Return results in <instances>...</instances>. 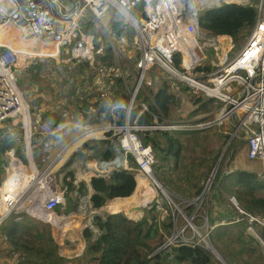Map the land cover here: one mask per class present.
<instances>
[{"label":"built area","instance_id":"built-area-1","mask_svg":"<svg viewBox=\"0 0 264 264\" xmlns=\"http://www.w3.org/2000/svg\"><path fill=\"white\" fill-rule=\"evenodd\" d=\"M193 2L194 0H0V25L11 23L23 38L53 42L59 48L54 54H27L26 59L30 60L19 65L18 52L11 46L0 43V138L8 134L13 136V147L4 152L7 160L0 162V168L3 169L0 177V251L6 242L2 226L9 219L21 220L23 215H27L51 223L42 214L53 215L58 207L64 208L67 193L65 180L72 182L74 188L71 193L79 203L88 204L89 207L92 194L89 183L85 182L87 194H81L78 189L83 174L89 178L108 177L113 170L124 169L134 173L135 181L140 176L150 183L155 182L153 165L156 158L152 147L140 138L138 132L142 130L201 129L217 125L229 134L230 141L240 136L244 138L247 157L260 163L257 175L264 180V0L233 2L253 4L257 11L256 22L241 45L229 35L204 36L198 29L197 13L201 9L212 7L192 9ZM111 11L120 22L123 34L130 30L135 34L128 46L135 47L138 55L132 59V67L125 61V74L115 70L113 66L105 67L97 60L99 50L84 28V21L88 17L98 24V20ZM113 47L117 65L120 66L117 56L120 47L114 43ZM201 47L212 52L216 59V63L213 62L215 70L212 67L210 72L196 71L206 59ZM35 48L36 46L32 49ZM84 62L89 65V69L80 70L81 73L76 77V65ZM54 63L69 64V74L74 76L70 81L73 83L66 86L68 92L61 99L71 98L70 94L74 91L79 94L83 87L90 84L97 95L89 101L109 108L111 122L107 125L88 124L82 117L79 122L74 123L81 137H93L88 135L92 132L105 138L103 134L108 130L118 132L114 158L95 161L92 167L83 173L79 172V176L73 179L60 176L59 181H63V184L59 186L55 177L57 170L52 169L53 163L58 162L59 154L52 159L50 154L54 139L62 133V126L46 123L47 121H34L29 113L31 107L23 99L22 91L17 85V77L24 69L29 68L31 74H36L39 70L47 71V66H54ZM154 69L157 72L153 73ZM145 74L146 77L150 74L154 76L157 85L163 81L169 82L171 91L176 96L180 95L185 85L196 97L211 102L213 110L209 114H213V118L191 125H181L180 123H185L183 120L179 124H171L166 120L158 123L156 119L152 125H141L140 115L149 110L145 102L137 100L138 95H148L147 90H143ZM130 76L135 77L136 81L133 89L127 92L128 101L118 103L109 80L117 78L126 83ZM62 94L64 90L61 88L55 91L56 97ZM149 99L155 105L150 96ZM133 106H137L138 110L130 118ZM119 108L125 110L122 125L116 124ZM90 111L95 114L98 112L94 107H90ZM227 127L229 129H225ZM35 136L41 137V140L38 141ZM16 147L19 154L15 152ZM34 157L43 165L36 164ZM130 157L133 161H130ZM152 185L156 189L155 184ZM229 200L234 205L238 218L245 221L247 232L264 249V239L258 233V228H264V216L245 212L237 206L232 196H229ZM145 207L152 208L159 218L169 214L161 196H157ZM194 213L195 210L191 213V220ZM206 221L204 235L194 224L191 237L184 236L185 225L179 229L174 228L164 247L177 241L198 244L195 240L197 235L207 247L213 249L207 241L211 227ZM4 260L17 264L18 254L11 251L8 259L0 254V263Z\"/></svg>","mask_w":264,"mask_h":264},{"label":"trees","instance_id":"trees-1","mask_svg":"<svg viewBox=\"0 0 264 264\" xmlns=\"http://www.w3.org/2000/svg\"><path fill=\"white\" fill-rule=\"evenodd\" d=\"M256 12L253 4L237 3L201 9L197 13L198 29L204 36L229 35L230 38H234L236 43L242 44L256 22ZM115 32L118 35L121 34L119 28ZM111 52V47L107 46L104 54L100 56V60L105 66L112 62ZM177 62L178 59H176ZM76 68L78 69L75 74L77 77L81 73L80 70L86 71L89 69V65L84 62L79 66L76 65ZM211 69V64L207 63L198 66L196 71L210 72ZM109 81H111L115 92L116 101L127 103L128 94L123 87L122 80L111 78ZM147 93L155 105L148 95L137 96V100L145 102L149 108L148 112H143L139 117L141 125H152L155 119L158 123H163L166 120L171 124H179L182 121L178 120L176 116L174 117L181 97L172 93L169 82L163 81L153 89H147ZM70 95L68 104L70 102V105L76 109L80 117L85 118L88 124L101 123L105 119L111 120L109 108H104L101 103L89 101L97 95L90 84L83 87L79 94L74 91ZM83 95L85 98L82 99ZM191 97L189 101L194 108L189 115L192 114V117L202 113L209 114L213 110L211 102L205 101L201 97ZM63 107L59 113L61 110L63 112ZM90 107L91 109L94 107L98 111L97 114L92 113ZM65 109L67 112L68 106ZM137 110L138 107L133 106L130 118L135 115ZM116 117V124L122 125L125 110L119 108ZM209 118L212 119L213 114H209L203 119ZM59 121L60 118L52 122L56 125ZM210 132H212V136ZM105 133L109 139L102 138L83 142L82 148L88 150L91 154L90 158L108 161L115 157L116 137L111 140V131ZM138 134L145 144L152 147L156 158L153 168L154 176L166 190L174 191L169 184L173 179L180 181L183 185H189L194 180L197 183L202 182V185L197 186L193 196L188 197L190 199L201 193L204 182L212 172L223 145L229 138V134L217 126L195 130H142ZM212 140L214 143L217 142L216 153L211 146ZM12 147L9 135L0 138V162L7 160L4 152ZM233 149L231 140L214 172L209 190L213 186H217L234 197L238 206L245 212L264 216V180L260 179L255 172L247 170L222 173L224 167L232 160ZM130 161H133L131 157ZM171 172H173V177ZM64 176V179L67 176L73 179L72 172H68ZM89 183L92 188L90 196L92 207L100 208L106 202H111L113 210L107 212L104 217L101 215L92 217L91 222L97 230L96 233L89 226L83 228L85 242L79 256L66 258L60 255L59 245L52 235L50 225L27 215H23L21 220L9 219L3 224L2 232L6 235V242L0 251L1 256L8 259L11 251L15 252L18 254L17 264H73L75 262L76 264H221L213 259L212 253L201 244H186L177 241L164 247L176 225L175 215L172 214L169 207V214L164 218H159L151 208L144 209L140 219H132L139 217L141 213L138 207L130 212L124 210V204L135 202L136 194L140 189V181L137 182L136 179L135 183L132 171L113 170L108 177L92 176ZM64 184L67 190L66 194L73 190L72 182L65 180ZM78 186L81 194L88 193L85 181H80ZM202 209L207 214V225L212 228L209 233L210 242L227 264H264L261 244L247 232L244 220L237 216L236 219L231 220L234 224H217L209 217L207 200L202 204ZM190 210V207L187 208L185 213ZM194 214L193 223L198 225L199 209ZM258 233L264 239V228H258ZM0 264L10 263L8 260H4Z\"/></svg>","mask_w":264,"mask_h":264},{"label":"rangeland","instance_id":"rangeland-1","mask_svg":"<svg viewBox=\"0 0 264 264\" xmlns=\"http://www.w3.org/2000/svg\"><path fill=\"white\" fill-rule=\"evenodd\" d=\"M222 4H225L223 2L217 1V3H213L211 5H207V4H201V5H196V8L198 7H214V6H220ZM6 6V5H5ZM113 12L111 11V14ZM93 19L91 17H88L85 21H84V28H85V32L86 34H88L93 40L94 42H98L97 40H104V49L109 46L107 45V43L105 42V40H123V38L121 37H113L111 35V31L107 30L105 28L106 23H103L104 21L102 19L98 20V24L96 23L97 21H92ZM0 26H7L6 31H17L18 33H20L18 31V29L11 23H4L1 24ZM130 28V27H128ZM121 33L124 32V30L122 28H120ZM130 30V29H129ZM17 33L16 37H12V40L24 45H29V44H41L43 43V41L41 39H38L41 43H37L34 40H21L19 37V34ZM134 32L132 30L125 32L123 34L124 38H126L128 40V42H131V40L134 39ZM99 38V39H98ZM96 40V41H95ZM125 40V39H124ZM111 42V41H110ZM48 43V42H47ZM51 43V44H50ZM103 43V42H102ZM4 44V43H3ZM44 44V43H43ZM115 44V42H114ZM8 45V44H7ZM48 46H52L55 45L53 42H49V44H46ZM119 45L118 43H116V46ZM238 45H241L238 43ZM10 46V45H9ZM115 47H112V50L114 51ZM202 51L204 52V54L206 55V59L203 61V64H211V66L213 67V70L216 69V66L213 64L216 63V59L215 57L212 55V52L207 50L204 47H201ZM35 50H37V46L35 48ZM124 49H118L117 50V56H118V61L121 63L120 66L117 65V62L114 60V63L111 65H106L97 57V60L100 61V63L102 65H104L105 67H110L113 66L115 70L122 72L123 74H125L124 69H126V65H125V61L128 64V66L132 67L133 64V58L138 55V52L136 50L135 47L130 48V46L127 47V51H123ZM16 51L19 54V65H24L27 61H29L30 59H26V55H25V51L22 49H16ZM24 53V54H23ZM47 54V53H46ZM65 64V63H64ZM58 65L57 63H54V66H47V71L44 70H39V72H37L36 74H31L30 72H28V75L23 74V73H19L18 77H17V85L20 89V91H22L23 94V99L25 100V102L31 107L32 104L34 103V101L38 100L39 96L46 93V96H44V98L40 101L39 106L42 108V110H46V108L48 109V107H50L53 104H57L60 103L62 104V106H64L62 109H65L66 106H70V102L68 104L69 101V97L65 100L61 99L63 95H65L68 91H67V85L73 83L70 82L68 80V67L69 64H66L64 66H59L57 67V69L55 68V66ZM31 68V67H30ZM157 72V70H153V73ZM200 73V72H198ZM135 77L130 76L126 79V83H124L122 81L123 87L125 88V90L128 92L129 90L133 89L134 85H135ZM157 86V81L154 79V76L152 77V75H148L146 77V74L144 76V80H143V90H147V89H153L154 87ZM66 87V88H64ZM61 88L64 90V94L56 97L57 95H55V91ZM184 90H181L180 93V97H181V102L179 107L176 109L175 111V115L176 118H178V120H183V122L185 123H180L181 125L187 124V125H191V124H195L196 122H198L197 119L199 116L192 117L193 115H189L190 112L193 110V106L191 105L189 99H191V96H194L191 93L190 89H187V87L184 85L183 86ZM48 93V94H47ZM38 106V105H37ZM38 106V107H39ZM57 106V105H55ZM54 107V106H53ZM60 107V108H61ZM90 115V114H89ZM85 119V118H84ZM187 119V121L185 120ZM211 119V118H209ZM208 120V119H207ZM108 122H111L108 119H105L104 121L101 122V126L107 125ZM51 123V122H50ZM100 126V127H101ZM217 126V125H214ZM219 127V126H217ZM221 130V127H219ZM186 130H195V129H189V128H184ZM225 129H229L228 127ZM109 132L111 131V140H114V137H117L118 132L116 130H108ZM79 132V131H78ZM107 132V131H106ZM11 133V132H10ZM228 134V133H226ZM10 136V138L12 136V134H8ZM210 135L212 136V132H210ZM101 135H96L93 137H84L82 138H78L77 140H71V142H69V140H65L62 141L63 138H59L58 142L55 144L56 148L54 150H58V149H63V151L61 153H63L59 166L57 167V171L55 172V177H56V183L57 185H62L63 181L60 182L59 181V177H63V175H67L68 172H72L73 177L75 176H79V172L83 173L84 171H86L85 169H87V165L88 162L93 163V161H99L98 159H93L90 158L91 154L88 152V150H85L84 148H82V144L83 142L87 141V140H98V139H102L100 138ZM103 136L105 138L106 137V133L103 134ZM35 138L40 141V138L35 136ZM109 139V138H108ZM229 139V138H228ZM80 143L77 145V143ZM227 142V141H226ZM230 143V142H229ZM232 143H233V151L234 154L232 156L231 159H233L237 149L242 148V147H246L245 146V140L242 136L238 137V138H233L232 139ZM211 146H213L215 143L213 142V140L211 141ZM67 145V146H66ZM226 143L223 145V148L225 147ZM222 148V150H223ZM17 149V147H16ZM18 150V149H17ZM221 150V151H222ZM226 150V148H225ZM224 150V152H225ZM220 155V154H219ZM34 162L36 164L40 163V166L43 165L42 162L39 161L38 158L34 157ZM231 161H229L230 163ZM67 164V165H66ZM156 164V163H155ZM154 164V165H155ZM68 165H70L68 167ZM153 165V168H154ZM3 175V169L0 168V177H2ZM86 174H83V178L80 179V181H83V179L85 178ZM88 176V175H87ZM171 176L173 177V172H171ZM208 178H210L208 180ZM208 184L205 188V196L202 200V204L206 201L207 197L209 196V187H211V184L213 182V173L211 174V177H209L208 175ZM63 179V178H62ZM207 180L204 182V186L207 182ZM136 183V181H135ZM155 184L156 189L153 187L152 184ZM151 183L149 182V185L151 186L149 189L147 190H140V193L143 195L145 194H149L152 195L154 194L155 190L157 191V196H161L163 198V201L166 202L167 207H169V209L174 212L175 215V222L176 225L174 226V228H181L185 225L186 231L184 233L185 237H191L193 235V220L190 219L191 213L195 210V206H196V202L195 199H183L180 196H178V194L170 192L168 190H166L161 183L158 184L156 181L153 182L151 181ZM157 184V185H156ZM203 186V188H204ZM136 187V186H135ZM138 194V193H137ZM136 194V197H137ZM85 195V194H84ZM112 199V198H111ZM65 200V206L64 208H60L58 207L57 210H55V214L56 215H61L63 217H67L70 214L76 215L77 219L76 221L78 222V227L75 229V227L71 228V236H73L72 238L70 237V235H66L62 236L59 234L57 227H51L52 230V235L54 236L55 240H57L59 242V249L61 250V253L66 256V258L68 257H72L74 254H77L79 252H81V246L83 245L84 238H83V228H85L86 226H89L92 228V230L94 231V233L97 232V230L94 228L93 224H92V217L94 215H101L100 212L98 211V208H93L92 205L91 207H89V205H83L81 203H79V201L77 200V198L71 193L68 192V194L65 195L64 197ZM193 201V203H192ZM202 204L199 207V211H200V215L198 217V221L199 224L196 226H199L198 228H196L202 235L205 234V230H204V220L203 218L207 216L206 212L204 211V209H202ZM191 205V206H189ZM100 206V205H99ZM191 208V210L188 213H185V210L187 208ZM204 207V205H203ZM139 210H141L140 216H142L143 214V210L146 209V207H138ZM168 209V210H169ZM113 210V209H112ZM206 210V208H205ZM196 212V211H195ZM154 213V212H153ZM195 215V214H194ZM139 217L137 218H132L134 220H138L140 219ZM128 218V217H126ZM43 223H48L49 225L51 224L49 221H41ZM91 225V226H90ZM195 225V224H194ZM174 232V230H173ZM71 238V239H69ZM195 240L197 241L198 244H201L203 247H205L206 249H208L209 251H212L214 248V245H212V243L209 241V239L207 238V241L212 245L213 249L207 247V245L205 244V242L203 240H201L199 238V236L195 235ZM261 244V243H260ZM230 248V247H229ZM261 250L264 256V249L263 246L261 244ZM229 250V249H228ZM212 253V252H211ZM213 259H215L216 261H218L219 263H221L216 256H214V254H212ZM264 258V257H263ZM71 264V263H69ZM73 264H76L73 263ZM222 264V263H221Z\"/></svg>","mask_w":264,"mask_h":264},{"label":"crops","instance_id":"crops-1","mask_svg":"<svg viewBox=\"0 0 264 264\" xmlns=\"http://www.w3.org/2000/svg\"><path fill=\"white\" fill-rule=\"evenodd\" d=\"M101 19L104 21L103 23H106L105 28L107 30H110L112 35H114L113 37L117 36V37L123 38V40H105L107 45H109L111 47V50H112L113 43L115 42V44L116 43L119 44L118 46L121 49H124L126 51V48H127L128 44L130 42H128V40L126 38H124L123 33L118 35L115 32L116 29H118V28L120 29V22L115 18L114 12L112 14H111V12H107L104 16H102ZM6 30H8V29L5 28V26H0V32H4V33L10 34V35L14 34L12 37H16L17 36V33H14V31L12 32L10 30L9 31H6ZM97 41L98 42H95V45H96L97 50H99V52H97L96 55H97V58L100 59V56L104 54V50H105L104 49V45H105V43H104V40L103 41L102 40H97ZM43 43L44 44H42V43L41 44L42 45L49 44V42L48 43L47 42H43ZM57 51H59L58 47H57ZM113 57H114V60L117 61V57L115 55V49H114V51L112 50V52H111V60H112L111 64L114 63ZM64 65H66V64L59 63L58 65L55 66V68L57 69V67H59V66L61 67V66H64ZM29 71H30V69L26 68V69H24V71L22 73L28 75ZM71 78H72V76L70 74H68V80H73ZM44 96H46V93L40 95L38 100L34 101V103L32 104L30 109L32 110V112H34V114L31 115V117L36 122L37 121L38 122L39 121H43V122L47 121L46 123H49V124H51V123L54 124V122H52V121L60 118V121H59L58 125L62 126V130H61L62 133L59 135V137H56L54 139L53 144H52L51 154H50L51 155L50 159L55 158L56 155L59 154L58 162L56 163V161H55L53 163V167H52V169H57V167L59 166L61 157L63 155V153H61L63 151V149L54 150L56 148L55 144L58 142L59 138H63L62 141H65L67 139V140H69V142H71V140H77L78 138H82L81 135H80V132H78L77 127L74 126V123L79 122L81 119H80V116L77 113L76 109L73 106H71V105L68 106V111L67 112H66V109H63V112L61 110L60 113H59V110L61 109L60 107L62 105L60 103H57V104L55 103V104L51 105L50 107H48V109L46 108L45 111L42 110V108H36V107L39 106V103L44 98ZM55 105H57V106H55ZM191 105L193 106L192 103H191ZM207 115H208V113L199 114V115H197L199 117L197 119H195V120H197L198 122H205V120L203 118H205ZM197 116H195V118ZM185 120L187 121V119H185ZM209 127H211V126H209ZM209 127H204V128H201V129H205V128H209ZM39 138L41 140V137H39ZM78 144H80V143L78 142L77 145ZM245 146H246V143H245ZM214 149H215L214 152L216 153V149H217V142L216 141H215ZM15 152H16V154H19V151L17 149L15 150ZM217 160H218V158H217ZM217 160H216V162H217ZM230 161L231 162L224 167L222 173L227 174V173H229L231 171H234V170L235 171L236 170H247V171H250V172H255L257 174L260 171V163L257 162L256 160H250L247 157V146L245 148L244 147H242L240 149L238 148L236 153H235V155H234V157H233V159L230 160ZM93 162L95 163V160ZM215 165H216V163H215ZM69 166L70 165H68V167ZM92 166H93V163L88 162V167H86V168L88 169L89 167H92ZM217 167L215 168V166H214L213 169H212V172L210 174L213 173V176H214V172L213 171H214V168L217 169ZM87 169H85V170L87 171ZM83 180H85V182L88 184L89 181H90V178L87 175H85V178ZM174 180L175 179L171 180V182L169 183L171 188L174 190L172 192L178 194V196H180L183 199H190L188 197L189 196H193L194 191L196 190L197 186L198 185H202L201 181L199 183H197L196 180L190 182L189 185L188 184L183 185V184H181L180 181H178V180L174 181ZM88 185L90 186V183ZM207 189H209V188H207ZM91 190H92V188H91ZM202 190H203V188H202ZM205 195L206 194H205V190H204V191H201V193L198 196L191 197L192 199H196V198L199 197L197 199L198 201L196 202L195 211H197L199 209V207H200L197 203L200 202V205H201L203 198L206 197ZM143 196L141 194L140 196H137V197L139 199H142L144 202L148 201L152 197V195H149V194H147V195L145 194L144 198H143ZM229 196H230V194H228V193L224 192L223 190L219 189L217 186H213V188H211V190H209V196L207 197L206 200H207V208L209 210V217H210L211 220H213V222L215 221V223H217V224L218 223H225V224L231 223V224H234L231 220L236 219V217L238 216V213H237L234 205L230 202ZM137 197H136V199H137ZM237 206H238V203H237ZM112 209H113L112 203L111 202H106L105 205H103L102 207L98 208V211L100 212L101 216L104 217L105 214L107 212L112 211ZM70 215H73V214H70ZM71 218H70V220H72V221L70 222V220H68L69 223H67L66 225H64V226H55V227H57V230H58L59 234L61 233L60 235L65 236V237H66V235L67 236L70 235L71 238L73 237V236H71V233H72L71 228L75 227V229H76L78 227V222L76 221V219H77L76 215H73ZM203 220H204V225H205V221L207 220V216L204 217ZM53 227H54V225H53ZM204 230H205V228H204ZM71 238H69V239H71ZM55 241L59 245V242L57 240H55ZM83 248H84V242H83V245L81 246V252H79L77 254H74L72 257H68V258H74V257L79 256L82 253ZM58 251H59L60 255L64 256L61 253L60 249H58ZM64 257H66V256H64Z\"/></svg>","mask_w":264,"mask_h":264},{"label":"bare ground","instance_id":"bare-ground-1","mask_svg":"<svg viewBox=\"0 0 264 264\" xmlns=\"http://www.w3.org/2000/svg\"><path fill=\"white\" fill-rule=\"evenodd\" d=\"M217 1H219V4H220V2L228 4V3L238 2L240 0H194V2L192 4V9H195L196 5H201L203 3L207 4V5H211L213 3H217ZM5 28H7V26H5ZM14 33H18V32L15 30ZM18 34H19V37H20L21 40H24V41H26V40H34L37 43H41L36 38H23L20 35V33H18ZM13 35L6 34L4 32H0V43L8 44L12 48H14V50L22 49V50L25 51V55H27V54H31V55L38 54V55L42 56L43 54H46V53L54 54L57 51L56 45H53V46L42 45L43 43L42 44H35V45L34 44L24 45V44L15 42V41L12 40V36ZM35 46H37V50L32 49ZM96 134H98V133H92V132L88 133V135H93V136H96ZM93 164H94V162H93ZM139 181H140V189L138 191L137 196L141 195L140 190L144 191V190H147V189H149L151 187L149 185V180L148 179L140 177V176H137V182H139ZM156 192L157 191L155 190L154 194H152V197L146 202H144L142 199H139L137 197L135 202L124 204V210H126V212H130V210L135 209V208H137L139 206L140 207H144V206H147V205L151 204L157 198V193ZM144 197H145V195L143 196V198ZM40 213H42V212L40 211ZM42 215H44L45 218L50 220L51 224L54 225V226H64V225H66L67 223H69L68 220H70V218L73 216V215H69L67 217H63L61 215L59 216V215H56V214H53V215L52 214H42ZM71 221L72 220H70V222Z\"/></svg>","mask_w":264,"mask_h":264},{"label":"water","instance_id":"water-1","mask_svg":"<svg viewBox=\"0 0 264 264\" xmlns=\"http://www.w3.org/2000/svg\"><path fill=\"white\" fill-rule=\"evenodd\" d=\"M29 113H30V116L34 114V112H32V110H30ZM229 142H230V140L228 139L227 142H226L225 147L223 148V150L221 151V153H220V155H219V157H218V160H217V162H216L215 168L218 166V164H219V162H220V160H221V158H222V156H223V154H224V150H225V148L227 147V145L229 144ZM215 168H214V171H213V172L216 171ZM153 176H154V175H153ZM209 177H211V174H209ZM154 178H155V176H154ZM209 179H210V178H208V180H209ZM208 180H207V182H206V184H205V186H204V188H203L202 191L205 190V188H206V186H207V184H208ZM155 181H156L158 184H160L159 181H158L156 178H155ZM197 204L200 206V202H198ZM210 252H212V254H214V256H216V258H217L222 264H227V262L223 259V257L220 255V253H219L216 249H213V250L210 251Z\"/></svg>","mask_w":264,"mask_h":264}]
</instances>
